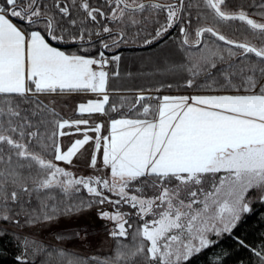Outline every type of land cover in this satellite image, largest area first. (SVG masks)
Masks as SVG:
<instances>
[{"label":"snow or ice","instance_id":"1","mask_svg":"<svg viewBox=\"0 0 264 264\" xmlns=\"http://www.w3.org/2000/svg\"><path fill=\"white\" fill-rule=\"evenodd\" d=\"M259 7L262 11L253 14L257 20L243 5L231 10L229 0H101L96 5L90 0H0V224L19 226L23 216L26 224L51 226L95 206L101 220L114 223L108 234L116 241L111 256L84 258L25 237L20 264H29V250L44 255L43 264L54 254L57 264H186L225 236L250 248L233 232L252 212L253 199L264 202V3ZM89 22L96 27H88ZM231 22L246 25L260 45L220 31L221 24ZM149 23L157 26L145 45L176 26L182 47L203 44L198 53L186 54L187 63L167 69L172 75L188 74L178 86L236 94H140L129 109L140 105L138 118L111 119L107 136L101 135L102 123L85 127L83 138L63 150L58 138L74 134L65 129L79 133L89 120L55 119V110L38 97L95 93L101 98L80 103V115L117 112L109 105L105 69L109 63L118 67L120 56L89 55L92 38L112 50L128 42V28L147 31ZM206 34L215 40H206ZM52 42L79 43L82 54ZM202 76L205 81L198 83ZM152 99L155 106L144 103ZM89 143L88 166L95 169L99 161L110 169L109 179L77 177L56 163L73 165ZM146 188L154 194L146 195ZM82 191L89 199L79 197ZM105 204L113 211L103 210ZM125 205L134 211H122ZM132 217L142 223L134 226ZM5 231L0 227V235ZM250 250L264 264V247Z\"/></svg>","mask_w":264,"mask_h":264},{"label":"trees","instance_id":"2","mask_svg":"<svg viewBox=\"0 0 264 264\" xmlns=\"http://www.w3.org/2000/svg\"><path fill=\"white\" fill-rule=\"evenodd\" d=\"M93 5L101 2V0H90ZM163 2V0H162ZM230 9L234 10L236 5H243L246 11L249 13L250 17L253 19L260 20L258 15H253L259 11V5L264 3V0H229ZM161 23L165 20V15L161 14L159 16ZM211 23V21H209ZM157 25L149 23L147 25V31H143L139 28H128V42L121 43L119 47L112 50L103 49L100 45V39L98 37L92 38V43L94 46L90 48L89 55H97L99 51H104L105 55L111 57L112 55H119L120 61L118 67L115 63L108 64L109 72V91L111 92H138L143 94H153V97H162L163 95H188V94H236L234 92H208L203 89H187L180 87L178 85L183 84V78L188 74L183 73L182 75H172L167 69L173 65L187 63V53H198L200 49L203 48V44L200 48L181 46L182 34L179 31V26L174 27L169 30L164 36L160 37L151 45H145L143 41L148 37V33L153 32ZM195 21L191 25L189 31L192 32L190 39H194V29L196 27ZM88 27H96L91 22H89ZM239 29V31H237ZM140 31V35L136 36L135 33ZM220 31L227 35L230 39H235L238 41H243L245 37L251 40L252 43L260 45L261 41L253 37L251 31L246 25H242L239 22H231V26L221 24ZM107 42L111 43L108 39L107 34L103 37ZM206 40H215V38L208 37L206 34ZM54 46H59L66 52H76L81 53V45L79 43H66L56 45V42H52ZM218 45L222 48H227L229 46L224 45L223 42L216 41ZM83 47H89V44L85 43ZM234 51H238L234 49ZM251 55V54H250ZM240 59L239 57L233 58V63ZM219 67V66H218ZM118 71L119 75H115ZM215 72V70H214ZM205 77H199L198 83H203ZM218 79H221L218 77ZM222 82V79H221ZM238 82V81H237ZM172 84V88H168L167 85ZM160 89V91H157ZM144 103H150L155 106L157 104L156 99L151 101H145ZM137 116L138 110H140V105H137ZM49 159H52V154L49 153ZM155 189L146 188L145 194L148 196L153 195ZM110 195L109 193H106ZM79 197L87 200L89 199L86 191L79 193ZM115 198V197H114ZM35 205V201H33ZM95 207V206H94ZM252 212L244 215L242 220L234 230L233 236H239L243 239L246 244L250 245L249 249L240 247L235 239L232 237L225 236L220 239L219 244L214 245L211 248L203 250L201 253L194 255L186 264H260L258 258L250 250L251 248H256L259 250L264 247V202L259 199H253L252 202ZM122 211L131 212L134 211L125 205ZM70 216V215H69ZM67 217V216H62ZM134 226L142 223L136 217H132L129 221ZM17 226L14 224H10ZM33 226L26 224L24 222V217L21 216V224L17 227H28ZM3 227V226H0ZM6 231L5 234L0 235V264H20L17 260L18 256L24 255L23 248V235L13 231L10 228L3 227ZM116 241L113 240L112 249L106 254L97 255V257L105 258L113 254V249ZM49 250L51 249H62L60 247L42 243ZM68 252L76 253L70 250ZM80 257L88 258L90 256H85L80 253H76ZM27 259L29 264H43L45 260L44 255L33 256L31 250L27 253ZM58 257L53 255V258L49 261V264H57Z\"/></svg>","mask_w":264,"mask_h":264},{"label":"rangeland","instance_id":"3","mask_svg":"<svg viewBox=\"0 0 264 264\" xmlns=\"http://www.w3.org/2000/svg\"><path fill=\"white\" fill-rule=\"evenodd\" d=\"M144 95L153 97V94ZM138 96L139 94H130L124 96L122 99H118V96L117 100L114 98L111 99L109 105H114L119 110L117 112H109L107 115H101L99 118L90 119L89 126H95L97 123H102L104 127L101 135L107 136L109 134L111 119H118L122 116L138 118L137 105L131 111L129 110L132 108V105L135 104ZM113 101L116 102L114 103ZM121 104H123L122 108L120 107ZM92 151L93 147L90 145L86 146L82 153L74 159L73 165H66L63 162L56 163H58L59 166L66 168V170L73 172L77 177L99 176L103 179H109L110 169L105 168L99 161L95 169L88 166V160ZM210 183L211 179H208L206 181V186ZM102 208L105 211H113V207L110 204H105ZM0 226L10 228L30 240L51 244L90 257L110 252L113 245V239L108 233L109 230L114 227V223L101 220L97 216L96 207L79 214L60 218L59 221L51 226L45 224H36L23 228L10 224H0ZM76 233H79V236H76ZM57 235H63L65 238L63 240H57Z\"/></svg>","mask_w":264,"mask_h":264},{"label":"crops","instance_id":"4","mask_svg":"<svg viewBox=\"0 0 264 264\" xmlns=\"http://www.w3.org/2000/svg\"><path fill=\"white\" fill-rule=\"evenodd\" d=\"M61 50H63V49H61ZM105 70L108 71V66L106 67ZM108 85H109V79H108V84H107V91H108L110 102H111V99H113V98L115 100H117V96H118V99H122V98H124V96L130 95V94H133V95L134 94L135 95L143 94V93H138V92H111V91H109ZM176 95H178V94H176ZM188 95H190V94H188ZM100 98L101 97L95 93H76V94H71V95L52 94V95H40L38 97V99L44 105H47L48 108L55 110V113L57 114V116L54 117L55 119H67V120H76V119H88V120H90L93 118L101 117L100 114L80 115L77 112V107L80 103H86L88 100H95V99H100ZM113 102L115 103L116 101H113ZM107 107L108 106H106V108ZM109 112H111V111H109ZM49 118L51 119L53 117H49ZM119 118H121V117H119ZM128 118H131V117L129 116ZM85 127L92 128L95 126H89V125L83 126L82 125L81 126V132H79V133L75 132L74 129H72V130L65 129V131H72L74 134L70 135V136H64V137L58 138V141L61 144L63 150L66 151L67 148L71 145V143H73L76 139H82L83 138L82 132H83ZM88 134L91 136L96 135L95 133H92V132H89ZM88 145L93 147L92 143H89ZM88 145H86V146H88ZM86 146H85V148H86Z\"/></svg>","mask_w":264,"mask_h":264}]
</instances>
